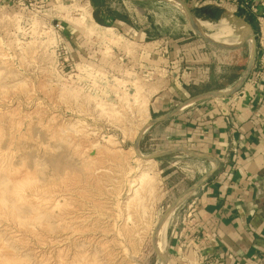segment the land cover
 Wrapping results in <instances>:
<instances>
[{"label": "rangeland", "instance_id": "rangeland-1", "mask_svg": "<svg viewBox=\"0 0 264 264\" xmlns=\"http://www.w3.org/2000/svg\"><path fill=\"white\" fill-rule=\"evenodd\" d=\"M135 4L133 26L148 37L202 40L172 2ZM86 5L92 12L91 0H0V264H160L168 255L154 233L187 168L145 161L135 144L170 71L135 34L86 21ZM195 17L219 25L215 42L225 46L229 33L250 39L237 23L256 32L233 9L218 21ZM208 44L220 71L239 63ZM249 44L233 45L246 46L244 68ZM148 131L144 157L157 153L143 142Z\"/></svg>", "mask_w": 264, "mask_h": 264}, {"label": "crops", "instance_id": "crops-1", "mask_svg": "<svg viewBox=\"0 0 264 264\" xmlns=\"http://www.w3.org/2000/svg\"><path fill=\"white\" fill-rule=\"evenodd\" d=\"M183 1L195 16L202 9L217 8L221 0ZM223 1L227 2L223 12L233 9L234 13V3L240 2ZM95 12L103 25L94 19ZM139 12L135 3L99 0L91 13L97 27L135 34L133 40L149 48L152 63L170 71V83L153 99L150 112L153 120L171 117L152 126L143 142L156 145L157 153L184 149L218 162L211 179L181 202L168 220V264H264V80L255 77L257 57L248 81L237 94L203 98L173 114L203 94L232 91L251 55L244 68L245 45L238 51H226L227 58L238 57L239 63L220 71L221 54L203 39L150 38L149 32L135 29ZM237 14L255 29L251 17L241 10ZM230 34L222 40L231 47L246 40ZM149 38L151 42L146 43ZM219 78L222 85L210 88ZM170 159L176 160L175 166L187 168L185 177L179 179L178 198L217 167L181 150L162 158L167 163ZM174 165L169 163L166 170L173 172Z\"/></svg>", "mask_w": 264, "mask_h": 264}, {"label": "water", "instance_id": "water-1", "mask_svg": "<svg viewBox=\"0 0 264 264\" xmlns=\"http://www.w3.org/2000/svg\"><path fill=\"white\" fill-rule=\"evenodd\" d=\"M119 1H125V2H131V3H142V2H150V1H163V0H119ZM164 1H169V2H176L179 5H181V7L183 8V14L186 16L189 25L191 26V28L193 29V31L195 32V34H197L201 39H203L204 41L213 44L219 48H222L224 50L227 51H233V50H237L240 47H231V46H225V45H221L220 43H217L215 41H213L209 35L207 33H205L202 29L199 28L198 26V19L194 16V14L192 13L191 9L188 7V5L183 1V0H164ZM250 39L253 42V50H252V54H251V58L249 61V65L247 67V70L245 71L243 77L241 78L240 82L238 83V85L232 89V91L230 92H210V93H206L203 94L201 96H198L194 99H192L191 101L183 104L179 109H177L173 114L177 113L179 110H181L182 108H184L185 106L189 105L190 103H193L195 101H198L200 99L203 98H220V97H229L232 95L237 94L241 88L245 85V83L248 81L251 71L253 69V66L255 64V60L257 57V42L256 39L253 37V35H251ZM249 38H247L245 40V42L250 41ZM172 114V115H173ZM170 116L164 117V118H160V119H155L152 120L140 133L136 144H135V150L138 154V156L140 158H142L145 161H155V160H159L162 159L170 154H172L175 151H183L184 153H186L188 156L191 157H195L198 159H204V160H209L212 161L213 163L216 164V168L213 169L210 173H208L203 179H201L200 181H198L197 183H195L192 187H190L183 195H181L167 210V212L165 213V215L162 217V219L160 220V222L157 225V228L155 229V233H154V242H155V249L156 251H158L159 253V248L157 249V235L159 233V231L161 230L162 226L167 223V221L169 220L171 214L175 211V209L179 206V204L181 202H183L190 194H192L193 192H195L198 188H200L201 186H203L207 181H209L211 179V177L216 173L217 169H218V162L214 161V159H211L209 157L206 156H202V155H198V154H194V153H190L185 151L184 149H172V150H168V151H164V152H159L156 153L154 155H150V156H146L144 157L143 155H141L140 150H139V145L141 142V139L143 137V135L145 134V132L150 129L152 126L163 122L164 120H166L167 118H170ZM161 258V264H168L167 261V256L166 255H160Z\"/></svg>", "mask_w": 264, "mask_h": 264}, {"label": "built area", "instance_id": "built-area-1", "mask_svg": "<svg viewBox=\"0 0 264 264\" xmlns=\"http://www.w3.org/2000/svg\"><path fill=\"white\" fill-rule=\"evenodd\" d=\"M227 2L221 0L216 3L219 8L225 7ZM235 13L239 10L253 19L257 27L255 34L258 56L255 66V77L264 80V0H240L234 3Z\"/></svg>", "mask_w": 264, "mask_h": 264}, {"label": "bare ground", "instance_id": "bare-ground-1", "mask_svg": "<svg viewBox=\"0 0 264 264\" xmlns=\"http://www.w3.org/2000/svg\"><path fill=\"white\" fill-rule=\"evenodd\" d=\"M172 3L176 6V7H178L182 12H183V8L181 7V5H179L178 3H176V2H174V1H172ZM84 14H83V18L86 20V21H88V20H92L93 21V17H92V13H91V10H90V7L88 8V5H86V6H84ZM95 22V21H94ZM225 22H226V20H225ZM237 23V22H236ZM225 23L224 22H222L221 23V26H223ZM238 24V26L241 28V30H242V32L248 37V36H250L251 37V33H250V31H249V29L245 26V25H243V24H241V23H237ZM198 26H199V28L200 29H202V30H212V31H214V30H217V32L215 33V34H211V35H209V37L213 40V41H215V40H218L219 38H221V37H215L214 35H217L219 32H220V26L218 25V26H215V25H213V24H209V23H201V22H198ZM107 31H112V29H110V28H107L106 29ZM115 31V30H114ZM207 32V31H206ZM113 33V32H112ZM207 33H209V32H207ZM211 33V32H210ZM214 33V32H213ZM113 35V34H112ZM112 37V36H111ZM107 39V38H106ZM115 44V43H114ZM251 45H252V49H253V42H252V40H251ZM145 175V174H144ZM143 175V176H144ZM140 179H142L141 177H140ZM136 192V191H135ZM80 218V217H79ZM167 226H168V221H167V223H165L163 226H162V228H161V232H162V236H163V245H164V251H165V249H166V245H167V243H166V235H167ZM101 237V236H100ZM99 237V238H100ZM64 239V238H63ZM66 240V239H65ZM117 246V245H116ZM61 262V261H60ZM59 262V263H60Z\"/></svg>", "mask_w": 264, "mask_h": 264}, {"label": "trees", "instance_id": "trees-1", "mask_svg": "<svg viewBox=\"0 0 264 264\" xmlns=\"http://www.w3.org/2000/svg\"><path fill=\"white\" fill-rule=\"evenodd\" d=\"M99 0H91V4L94 8L97 7ZM222 12L220 9L215 8H205L200 11L195 12L196 16L203 19V20H209V21H218L221 18ZM94 19L98 24L103 25L101 21L99 20L96 12L94 13Z\"/></svg>", "mask_w": 264, "mask_h": 264}]
</instances>
